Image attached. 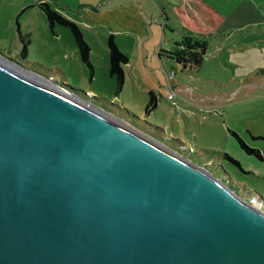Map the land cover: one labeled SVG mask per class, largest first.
<instances>
[{"label":"water","instance_id":"obj_1","mask_svg":"<svg viewBox=\"0 0 264 264\" xmlns=\"http://www.w3.org/2000/svg\"><path fill=\"white\" fill-rule=\"evenodd\" d=\"M55 87L0 63V264H264L256 197Z\"/></svg>","mask_w":264,"mask_h":264},{"label":"rangeland","instance_id":"obj_2","mask_svg":"<svg viewBox=\"0 0 264 264\" xmlns=\"http://www.w3.org/2000/svg\"><path fill=\"white\" fill-rule=\"evenodd\" d=\"M39 1L0 0V57L43 79L46 87L74 90L110 119L237 186L243 199L252 191L264 199V180L241 173L216 153L237 159L227 139L228 128L251 147L260 141L252 142L249 133L264 135V0H46L79 26L90 48L91 78L70 32L60 26L50 31L35 6ZM162 9L170 22L178 23L175 32L160 29ZM17 18L30 42L24 57L12 30ZM181 26L203 33L198 39L207 47L198 68L183 70L164 54L166 47H160L163 33L166 44L171 38L180 43L185 36ZM109 34L129 58L118 92L108 74ZM148 91L155 95L157 106L145 112ZM250 203L264 209L257 199Z\"/></svg>","mask_w":264,"mask_h":264},{"label":"trees","instance_id":"obj_3","mask_svg":"<svg viewBox=\"0 0 264 264\" xmlns=\"http://www.w3.org/2000/svg\"><path fill=\"white\" fill-rule=\"evenodd\" d=\"M37 7L44 15L50 31H52L54 26H60L67 29L70 32L77 49L79 60L87 68L89 72V76L91 78L93 74V68L89 61L90 48L88 44L84 41L79 26L75 22L67 19L62 14H60L59 11H57L55 8H52L47 2H40L37 4ZM180 29L183 32V34H185L183 40L180 43H176L174 45L175 48L173 50L164 52V54L167 56V58L173 59L183 70L192 67L198 68L202 64V61L204 60L206 47H207L205 40L198 39V36H202L203 33L191 32L185 29L184 27H180ZM18 38L21 43L19 55L21 57H24L27 54L28 39L21 36L20 34ZM106 46H107V57H108V74L111 78L114 79L116 84V91L118 92L122 88L125 79L123 66L128 63L129 58L117 48L114 42V36L112 34H109L107 36ZM158 55H160V53ZM69 91L76 94V92L72 89H70ZM147 95H148V100L145 106V112L154 110L157 106L156 97L153 94V92L148 91ZM229 133L236 142V144L238 145V147L240 148V150H242L245 154L249 156H253L258 160L264 159V156L257 148L249 146L234 131L229 130ZM174 141L176 143H179V145L181 144V142L178 139H174ZM182 151L185 150L182 149ZM188 153L191 154V149H188ZM216 153L219 154L223 158V160L234 165L241 173L249 174L248 171L244 170L241 167L237 159L233 158L232 156L228 155L225 152L222 153L216 152ZM225 185H227L234 192L236 193L238 192L236 191V188L238 189L237 186L228 182H225ZM248 193H249L248 194L249 198H246V200L250 201L252 197H256L258 201L264 203V199L258 196L253 191Z\"/></svg>","mask_w":264,"mask_h":264},{"label":"crops","instance_id":"obj_4","mask_svg":"<svg viewBox=\"0 0 264 264\" xmlns=\"http://www.w3.org/2000/svg\"><path fill=\"white\" fill-rule=\"evenodd\" d=\"M40 2H47V1L46 0H40L39 2L35 3V6L37 7V4L40 3ZM29 5L33 6V4H29ZM51 7L54 8L53 6H51ZM24 8L21 9V11L20 10L19 11L22 12L24 10ZM160 11L162 12L161 19L163 20V22L160 24V29L162 31H164V29H168L170 33H173V31L175 32L174 28H175V25H177L178 23L170 22V16L167 15V13L164 11V9H162ZM15 13H16V11H14L12 14H15ZM14 23H15V25H14V27L12 26V30L15 32V35H16L17 39L19 40V38H18L19 34L21 36L25 37L26 39H28L26 37V35L22 34V32L20 31L21 30L20 29L21 25H19L18 18L14 21ZM173 25H174V27H173ZM181 27H184V26H181ZM184 28L187 29L188 31L195 32V31L190 30L188 27H184ZM196 32L197 33H201L200 31H196ZM164 35L165 34L163 33V36L161 38V46L160 47H166V50H164V51L168 52V51L172 50V45H175L177 42L173 41L172 38H171L170 40H168V42L166 44L165 43L166 40L164 38ZM150 36H151V33H150ZM29 43L30 42H29V39H28V44ZM162 51L163 50H159L158 52L160 53ZM107 60H108V58H107ZM125 66H126V64L123 66V71H124V67ZM250 87H255L256 88V85H251ZM229 130L234 131L240 138L243 139V137L238 132L233 130L232 128L231 129L228 128V138L227 137L226 138L228 139V142L230 143V145L233 147V149L235 151L234 152V157H236L240 161L239 163H240L241 167L244 170L248 171L250 174L254 175L255 177H260L262 180H264V159L263 160H258L256 158H254L253 156H249V155L245 154L242 150H240V148L238 147V145L236 144V142L234 141V139L230 135ZM248 136H249V138H250V140L252 142L257 143L258 141H260L259 144H255L256 147L254 145H253V147L257 148L262 153V155L264 156V135L249 133ZM260 144H263V145H260ZM241 162H243V164ZM254 193H256V192L254 191ZM256 194L261 197V195H259V193H256Z\"/></svg>","mask_w":264,"mask_h":264},{"label":"bare ground","instance_id":"obj_5","mask_svg":"<svg viewBox=\"0 0 264 264\" xmlns=\"http://www.w3.org/2000/svg\"><path fill=\"white\" fill-rule=\"evenodd\" d=\"M0 63H1L2 65H4V66L9 67L10 69H12L13 71H15V72H17V73H20V74L26 75V76L32 78L33 80L38 81V82H39L40 84H42V85H44V83H45V84L47 83V82L43 81V79H41V78H37V77H35V76H34V77L31 76V75H30L31 73L28 75L29 72H27V71H22L21 68H19V67H17V66H14L13 64H10L9 62L6 61V59H4V58H2V57H0ZM23 70H24V69H23ZM22 72H23V73H22ZM41 82H43V83H41ZM44 86H46V85H44ZM50 88H52V89H54V90H58L55 86H51ZM76 100H78V102L84 104L86 107L90 108L91 110H93V111H95V112L102 113L103 115H105L106 117L109 118L108 114L106 115V113H104L103 111H101V110L98 109L97 107L93 106L92 104L87 103V102H83V101L80 100V99H76ZM109 119H110V118H109ZM111 120H112V119H111ZM112 121H114V122H116V123H119V122H117V121H115V120H112Z\"/></svg>","mask_w":264,"mask_h":264},{"label":"built area","instance_id":"obj_6","mask_svg":"<svg viewBox=\"0 0 264 264\" xmlns=\"http://www.w3.org/2000/svg\"><path fill=\"white\" fill-rule=\"evenodd\" d=\"M166 76H167V75H166ZM172 77H173V73H171L170 75L167 76V78H168L169 80H171ZM170 97H171V94H169V95L167 96V99H170Z\"/></svg>","mask_w":264,"mask_h":264}]
</instances>
